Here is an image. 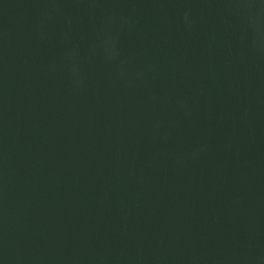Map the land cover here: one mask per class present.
<instances>
[{
    "label": "water",
    "instance_id": "1",
    "mask_svg": "<svg viewBox=\"0 0 264 264\" xmlns=\"http://www.w3.org/2000/svg\"><path fill=\"white\" fill-rule=\"evenodd\" d=\"M0 264H264V0H0Z\"/></svg>",
    "mask_w": 264,
    "mask_h": 264
}]
</instances>
